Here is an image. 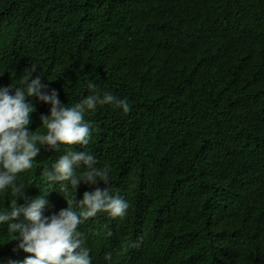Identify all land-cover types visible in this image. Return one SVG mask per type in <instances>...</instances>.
<instances>
[{"label": "trees", "instance_id": "1", "mask_svg": "<svg viewBox=\"0 0 264 264\" xmlns=\"http://www.w3.org/2000/svg\"><path fill=\"white\" fill-rule=\"evenodd\" d=\"M33 64L64 101L94 83L131 109L89 111L87 148L131 202L80 226L93 264H264V0H0V84ZM52 156L26 195L78 197L46 180ZM14 236L0 225V252Z\"/></svg>", "mask_w": 264, "mask_h": 264}, {"label": "clouds", "instance_id": "2", "mask_svg": "<svg viewBox=\"0 0 264 264\" xmlns=\"http://www.w3.org/2000/svg\"><path fill=\"white\" fill-rule=\"evenodd\" d=\"M36 72L33 64L17 83L0 84V225L15 234L11 248L0 252V264H93L80 226L98 218L123 219L131 202L111 185L109 167L100 166L86 151L96 131L89 111L97 105H111L125 114L131 109L127 100L95 92L94 83L88 84L94 94L64 101ZM42 151L53 153L42 171L46 180L59 182L60 192L69 187L75 193L80 190L78 197L48 199L49 192L26 195L21 176L36 167ZM8 194L10 202L5 206ZM19 199L25 203L19 205ZM18 247L26 253L22 259Z\"/></svg>", "mask_w": 264, "mask_h": 264}, {"label": "bare ground", "instance_id": "3", "mask_svg": "<svg viewBox=\"0 0 264 264\" xmlns=\"http://www.w3.org/2000/svg\"><path fill=\"white\" fill-rule=\"evenodd\" d=\"M101 135L105 136L106 134H105L104 131H102V132H101ZM95 139H98V136L94 137V140H95Z\"/></svg>", "mask_w": 264, "mask_h": 264}, {"label": "water", "instance_id": "4", "mask_svg": "<svg viewBox=\"0 0 264 264\" xmlns=\"http://www.w3.org/2000/svg\"><path fill=\"white\" fill-rule=\"evenodd\" d=\"M86 151L89 152L90 154L94 155L88 148H86ZM95 156V155H94ZM96 158V157H95ZM97 159V158H96ZM98 161V160H97Z\"/></svg>", "mask_w": 264, "mask_h": 264}]
</instances>
